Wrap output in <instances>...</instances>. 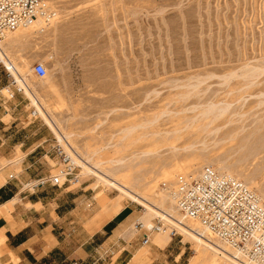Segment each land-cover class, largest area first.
Masks as SVG:
<instances>
[{
  "label": "rangeland",
  "instance_id": "rangeland-1",
  "mask_svg": "<svg viewBox=\"0 0 264 264\" xmlns=\"http://www.w3.org/2000/svg\"><path fill=\"white\" fill-rule=\"evenodd\" d=\"M50 3L59 12L51 25L18 29L0 43L35 103L3 63L0 75L11 76L15 96L10 97L8 86L0 88V96L9 100L8 107L23 108L21 124L35 127L36 143L44 146L38 156L47 155L32 167L36 177L27 182L56 174L61 168L58 150L66 151L79 166L80 182L67 189L50 187L80 197L67 204L65 221L76 243L88 240L94 232L90 222L105 215L107 204L99 203L105 195L119 208L113 217L122 218L118 232L129 241L140 236L142 252L155 249L152 243L143 244L135 224L152 214L148 226L160 219L179 233L171 237L170 261L184 251L176 264H231L225 254L162 219L156 209L174 211L172 190L180 177L195 176L205 165L235 174L264 200V0ZM38 62L48 69L44 77L34 72ZM38 103L59 131L71 136L69 147L60 144L56 130L37 111ZM34 108L37 116L31 115ZM222 109L227 112L216 120L214 114ZM23 156L17 148V154L0 160V169L9 160L7 172H21L23 167L14 164ZM78 156L132 184L148 202L124 197L120 186L99 182ZM164 234L170 235L168 230L154 232L153 241L166 245ZM112 249H101L92 264L110 260Z\"/></svg>",
  "mask_w": 264,
  "mask_h": 264
},
{
  "label": "crops",
  "instance_id": "crops-1",
  "mask_svg": "<svg viewBox=\"0 0 264 264\" xmlns=\"http://www.w3.org/2000/svg\"><path fill=\"white\" fill-rule=\"evenodd\" d=\"M11 80L10 75H0V88L10 87ZM8 101L4 95L0 96V160L17 154V148L24 156L14 164L23 167L21 172L8 173L12 162L9 160L0 169V264H92L101 249L110 247L113 248L110 260L96 264H176L183 258L185 253L181 251L170 261L173 239L159 246L152 235L150 243L155 251L147 254L142 252L140 236L131 241L123 237L118 232L121 227L118 221L122 218H113L119 208L115 203L111 206L105 195L99 198L100 205L107 204L103 209L105 215L90 222L94 232L89 239L81 243L71 239L65 222L70 212L67 204L76 203L80 197L66 190L68 185L66 191L51 188L53 184L48 181L51 175L39 183L27 182L36 177L32 167L47 155L38 156L44 152L38 151L42 142L36 143L35 127L30 129L21 124L23 108L8 107ZM57 228L63 231L56 234ZM72 242L76 244L72 246ZM164 250L168 253H163Z\"/></svg>",
  "mask_w": 264,
  "mask_h": 264
},
{
  "label": "built area",
  "instance_id": "built-area-1",
  "mask_svg": "<svg viewBox=\"0 0 264 264\" xmlns=\"http://www.w3.org/2000/svg\"><path fill=\"white\" fill-rule=\"evenodd\" d=\"M58 15L50 0H0V43L10 33L37 22L44 30ZM34 72L44 77L48 69L38 62ZM8 89L13 98L15 92ZM31 115L37 116L35 108ZM58 156L61 168L48 181L57 186L79 183V166L72 156L61 149ZM172 191L176 209L184 219L197 223L207 236L237 252L247 264H264V201L244 180L205 165L195 176H181ZM135 230L142 232L144 245L151 242L154 232L168 230L171 237L179 234L176 228L160 219L150 226L137 222Z\"/></svg>",
  "mask_w": 264,
  "mask_h": 264
},
{
  "label": "bare ground",
  "instance_id": "bare-ground-1",
  "mask_svg": "<svg viewBox=\"0 0 264 264\" xmlns=\"http://www.w3.org/2000/svg\"><path fill=\"white\" fill-rule=\"evenodd\" d=\"M39 23L40 22H37L35 25H39ZM1 45H0V62H2L7 67V69L9 70L10 73L12 72V74L14 75V83L15 84H18L20 86V88L22 90H24V93L30 99L31 103L34 104L35 103V99H34L35 97H34L33 92H31V89L29 88L27 82L25 81L26 79H24L21 76V74L19 72L20 69L17 67V65H15L7 57V55L4 53L3 48H2L3 45L2 46ZM4 90H8V89H4ZM36 102H37V100H36ZM210 109H211V107H210ZM37 111L42 116H45L46 119H47V121L49 122V124L56 130V132L58 133V137L57 138H58V141L60 142V144L63 147H69L67 140L70 139L71 136L69 134H66V135L65 134H62L59 131L57 125H55V123L53 122V120H51L45 114V112L43 111L42 106L40 105V103H38ZM226 112H227L226 109L219 110V111H217V113L214 114V117L217 120V118L222 117ZM207 113H209V112H207ZM77 160L83 165V167L85 168V170L89 174H94L96 176V178L98 179L99 182H102V183L103 182H108L110 184H113V185H116V186H120L122 188V190H125L124 193L122 194L124 197L125 196H129L130 199L136 200L138 202H143V203H147L148 202V201H145L141 196H139V194H136L133 191V187H131L132 184H130V183L126 182V181L123 182V183L119 182V180H117V179L114 178V176H115L114 174H108L107 175L106 173H102L104 171L99 170V166L97 164L91 165V163L89 162L90 160H88V161L83 160L79 156H78ZM226 169H229V168L226 167ZM263 197H264V195H263ZM153 214H155V213H153ZM156 214L159 215L162 219H165V220H167L169 222H173L176 226H178L179 228H181V230L183 232H186V233L189 232V233L193 234V236L198 241L203 242L205 244V246L207 245L211 249H214L216 252L225 254L227 257H229L232 260L231 261V264H247L245 262V260L243 258H241L237 254V252L233 251L232 249H230L226 245L222 244L220 241H215V239H213L209 235L207 236V233L197 223L188 220L197 229H193V227H189L188 224L185 222V219L181 215H179L180 213L178 212V210L176 208L174 209V211L173 210H169V209H166V211H165V210H161V208H159V209H156ZM151 215L150 214H147L146 217H144L142 219V220H144L145 225H148L150 223L151 220L150 219H147V216H151ZM170 239H171V235L164 234L163 235L162 243L163 244H167L170 241ZM201 246H204V245L201 244Z\"/></svg>",
  "mask_w": 264,
  "mask_h": 264
}]
</instances>
